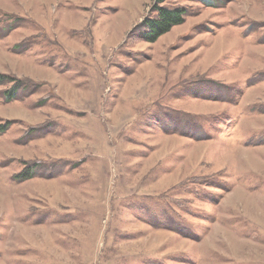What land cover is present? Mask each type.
Wrapping results in <instances>:
<instances>
[{
	"label": "rangeland",
	"instance_id": "1",
	"mask_svg": "<svg viewBox=\"0 0 264 264\" xmlns=\"http://www.w3.org/2000/svg\"><path fill=\"white\" fill-rule=\"evenodd\" d=\"M0 76V264H264V0H0Z\"/></svg>",
	"mask_w": 264,
	"mask_h": 264
},
{
	"label": "trees",
	"instance_id": "2",
	"mask_svg": "<svg viewBox=\"0 0 264 264\" xmlns=\"http://www.w3.org/2000/svg\"><path fill=\"white\" fill-rule=\"evenodd\" d=\"M158 10V16L147 22L148 30L145 34V39L150 42L156 41L161 35L170 31L173 26L184 21L183 9L158 8Z\"/></svg>",
	"mask_w": 264,
	"mask_h": 264
},
{
	"label": "flooded vegetation",
	"instance_id": "3",
	"mask_svg": "<svg viewBox=\"0 0 264 264\" xmlns=\"http://www.w3.org/2000/svg\"><path fill=\"white\" fill-rule=\"evenodd\" d=\"M4 78V77H3ZM3 78H2V80H3ZM0 82H2L1 80H0ZM17 89V88H16ZM14 90H11V92H13ZM8 92H10V91H8Z\"/></svg>",
	"mask_w": 264,
	"mask_h": 264
},
{
	"label": "bare ground",
	"instance_id": "4",
	"mask_svg": "<svg viewBox=\"0 0 264 264\" xmlns=\"http://www.w3.org/2000/svg\"><path fill=\"white\" fill-rule=\"evenodd\" d=\"M243 246V245H242ZM255 250H257V249H255Z\"/></svg>",
	"mask_w": 264,
	"mask_h": 264
}]
</instances>
